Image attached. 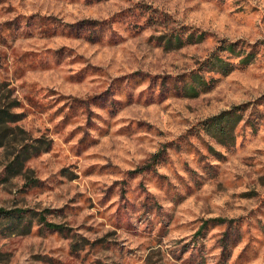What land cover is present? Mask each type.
Returning a JSON list of instances; mask_svg holds the SVG:
<instances>
[{"label": "rangeland", "instance_id": "rangeland-1", "mask_svg": "<svg viewBox=\"0 0 264 264\" xmlns=\"http://www.w3.org/2000/svg\"><path fill=\"white\" fill-rule=\"evenodd\" d=\"M229 43L255 60L210 72ZM2 110L0 264H264V0H0Z\"/></svg>", "mask_w": 264, "mask_h": 264}, {"label": "trees", "instance_id": "trees-1", "mask_svg": "<svg viewBox=\"0 0 264 264\" xmlns=\"http://www.w3.org/2000/svg\"><path fill=\"white\" fill-rule=\"evenodd\" d=\"M159 43L164 46L166 50H174V49H181L185 47L186 45H192L196 43H200L204 40V34H200L199 36H195V34L189 35L186 40L180 35V34H168L161 36L157 38ZM223 52H226L229 55L228 60L225 59L221 55H211L207 62L209 64V71L220 76H228L232 72H234L237 69V66L239 65H249L251 64L255 58H256V52L254 51H238V44L237 43H229L225 48H222ZM233 59H240L238 64H235L232 60ZM216 83V80L212 78L211 80L206 79L201 74L197 73L195 75H192L191 82L183 87V94L185 97L188 98H197L203 93L208 92L214 84ZM21 119L20 116L16 114H11L7 110L0 111V124L6 123V122H13L16 123ZM242 115L238 114L237 110L235 111H228L224 112L218 116H214L204 123V130L212 137L214 138L218 143L224 145V146H232L236 141L235 136V130L237 126L242 121ZM38 146L29 145L26 148L27 154L29 155H35L38 156L41 153H43L44 149V143L41 140H36ZM3 141L0 139V148L3 147ZM46 145V144H45ZM50 149V144H47L45 147V151H48ZM19 159V158H18ZM149 168L146 167L145 170ZM18 214V215H16ZM5 217L9 220H15L19 219L21 221L24 218L23 211H5L0 209V218ZM41 221L45 223V225L50 230H57L62 231L64 230L63 227L50 224L46 222V219L44 216H41ZM215 223H221L224 224L226 220H213ZM207 225V224H205ZM205 225L202 227L205 228ZM24 229L26 231H31V228L29 226H24Z\"/></svg>", "mask_w": 264, "mask_h": 264}]
</instances>
